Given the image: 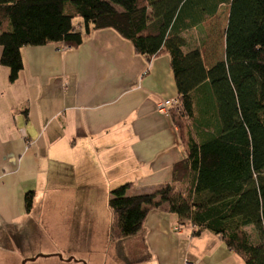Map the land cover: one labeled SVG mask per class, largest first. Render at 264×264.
<instances>
[{
  "label": "crops",
  "instance_id": "obj_1",
  "mask_svg": "<svg viewBox=\"0 0 264 264\" xmlns=\"http://www.w3.org/2000/svg\"><path fill=\"white\" fill-rule=\"evenodd\" d=\"M199 50L206 70L223 61V35L218 52L205 55L200 44ZM20 55L13 83L0 66V264L45 257L29 246L40 239V200L51 197L56 207H68L74 242L87 245L92 224H104L103 262L108 253L115 264H242L217 236H193L194 227L178 225L168 212L150 211L132 236L108 237L109 191L128 184L127 196L150 193L168 183L171 167L185 158L170 115L155 110L157 102L176 97L166 54L148 59L100 30L75 50L49 44L24 47ZM69 254L77 263L78 253ZM54 255L55 263L63 262L62 254Z\"/></svg>",
  "mask_w": 264,
  "mask_h": 264
},
{
  "label": "trees",
  "instance_id": "obj_2",
  "mask_svg": "<svg viewBox=\"0 0 264 264\" xmlns=\"http://www.w3.org/2000/svg\"><path fill=\"white\" fill-rule=\"evenodd\" d=\"M223 6L224 60L206 70L187 34ZM100 30L140 56H168L180 104L169 115L185 152L154 191H109V239L137 233L150 211L168 212L193 236H217L242 264H264V0H0V66L13 83L22 48L75 50ZM23 199L29 211L32 193Z\"/></svg>",
  "mask_w": 264,
  "mask_h": 264
},
{
  "label": "rangeland",
  "instance_id": "obj_3",
  "mask_svg": "<svg viewBox=\"0 0 264 264\" xmlns=\"http://www.w3.org/2000/svg\"><path fill=\"white\" fill-rule=\"evenodd\" d=\"M226 10V6L221 7L215 17L204 22L197 31H190L187 34L188 41H195L203 46L206 50L205 55L208 52H218L221 46L222 28L226 20ZM41 196L42 194H40V198ZM92 225L91 242L87 241V245H85L84 241L82 243L74 242V235L71 234V238L69 236L68 207L63 205L59 206V208L56 207L52 197L47 200H40V239H34L35 245L29 247L33 250L40 248V255H45V257L39 256L37 261H35L36 263L27 261L29 262L28 264H102L104 257L102 253L104 250H108L106 247L109 244L106 229L101 221L99 223L95 222ZM70 244H76L75 248L70 247ZM72 250L78 253V256H76L79 259L77 263L74 259H71L72 256L69 254V251ZM54 254H62L64 257L63 262L55 263L59 256H55ZM106 256L107 258L104 259L103 264H115L112 263L111 259H108V253ZM119 264L127 263L121 260Z\"/></svg>",
  "mask_w": 264,
  "mask_h": 264
},
{
  "label": "built area",
  "instance_id": "obj_4",
  "mask_svg": "<svg viewBox=\"0 0 264 264\" xmlns=\"http://www.w3.org/2000/svg\"><path fill=\"white\" fill-rule=\"evenodd\" d=\"M180 107L179 101L176 98L159 101L155 104V110L160 114H169L170 110H177ZM182 264H198V261H186Z\"/></svg>",
  "mask_w": 264,
  "mask_h": 264
}]
</instances>
